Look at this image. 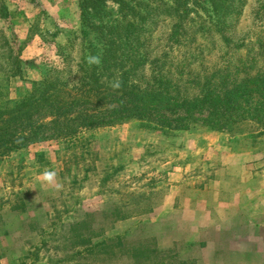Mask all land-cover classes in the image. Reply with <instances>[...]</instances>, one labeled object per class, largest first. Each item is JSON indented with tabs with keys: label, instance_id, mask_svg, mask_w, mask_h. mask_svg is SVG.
Masks as SVG:
<instances>
[{
	"label": "rangeland",
	"instance_id": "374dc122",
	"mask_svg": "<svg viewBox=\"0 0 264 264\" xmlns=\"http://www.w3.org/2000/svg\"><path fill=\"white\" fill-rule=\"evenodd\" d=\"M2 8L0 109L40 82L81 78L77 63L102 47L82 38L77 0H0ZM116 9L108 3L93 22L109 25ZM234 9L228 43H197L213 44L207 72L247 55L264 67V0ZM171 25L158 23L151 51ZM246 128L165 133L129 121L0 156V264H264V134ZM45 169L61 191L42 181Z\"/></svg>",
	"mask_w": 264,
	"mask_h": 264
},
{
	"label": "trees",
	"instance_id": "16d2710c",
	"mask_svg": "<svg viewBox=\"0 0 264 264\" xmlns=\"http://www.w3.org/2000/svg\"><path fill=\"white\" fill-rule=\"evenodd\" d=\"M239 1L208 0L206 21L197 13L201 0H77L82 38L93 35L102 45L90 53L101 63L80 60L74 75L81 78L40 82L11 108L0 109V156L49 140L73 142L82 131L129 121L165 133L196 125L218 132L250 126L263 135L264 67L255 68L247 55L207 72L202 66L213 44H197L217 35L228 43L227 21ZM108 3L117 8L109 25L93 22ZM166 21L170 33L151 51L156 27Z\"/></svg>",
	"mask_w": 264,
	"mask_h": 264
},
{
	"label": "clouds",
	"instance_id": "9594fccd",
	"mask_svg": "<svg viewBox=\"0 0 264 264\" xmlns=\"http://www.w3.org/2000/svg\"><path fill=\"white\" fill-rule=\"evenodd\" d=\"M90 63L99 65L101 63L99 56L90 57ZM119 83L114 84L115 88H119ZM42 181L47 184L49 187H52L55 191H61L63 189V183L57 180V173L54 170L45 169L41 173Z\"/></svg>",
	"mask_w": 264,
	"mask_h": 264
}]
</instances>
